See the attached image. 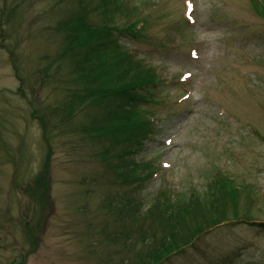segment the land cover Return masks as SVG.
Returning a JSON list of instances; mask_svg holds the SVG:
<instances>
[{
  "label": "rangeland",
  "instance_id": "rangeland-1",
  "mask_svg": "<svg viewBox=\"0 0 264 264\" xmlns=\"http://www.w3.org/2000/svg\"><path fill=\"white\" fill-rule=\"evenodd\" d=\"M87 2L101 23L100 0ZM132 5L146 8L144 35L115 34L161 80L142 91L150 101L137 99L157 120L129 158L157 172L123 182L101 159L105 137L84 129L103 106L79 100L71 115L67 105L72 88L94 84L74 71L81 55L63 52L59 21L78 14V0H0V264L133 258L142 243L127 255L125 238L110 235L121 226L108 198L131 191L142 207L160 189L204 192L219 173L240 185L239 216L230 213L161 264H264V15L252 0ZM126 13L117 12L120 28L136 19Z\"/></svg>",
  "mask_w": 264,
  "mask_h": 264
},
{
  "label": "trees",
  "instance_id": "trees-1",
  "mask_svg": "<svg viewBox=\"0 0 264 264\" xmlns=\"http://www.w3.org/2000/svg\"><path fill=\"white\" fill-rule=\"evenodd\" d=\"M87 1L78 0V14L68 15L59 21V27L65 31L64 54L81 55L74 61V71L82 81L92 80L94 83L80 89L72 88L75 97L67 103L70 107L68 112L74 114L77 106L80 107L79 100L85 102L90 99L86 103L89 106L102 105L103 113L84 129L87 132L97 130L99 134L96 138L105 137L106 141L100 144L104 147L100 154L111 172L122 176L123 182L141 180L157 171L151 168L147 173L141 172L145 164L129 156L152 134L157 119L154 115H147L137 99L150 101L152 96L142 91L155 87L161 78L157 69L138 59L120 41L115 31L127 32L136 38L144 35L149 23L146 14L140 16V12H145L146 8L130 6L131 0H100L96 6L103 7L99 15L102 19L100 23L90 17L91 8ZM252 1L264 15V0ZM119 11H126L127 17L135 16L136 19L120 28L115 23ZM105 100L113 101V105L109 102L107 108L101 104ZM45 132L47 136L48 130ZM113 158H116L114 163L110 161ZM43 171L40 176L44 178ZM215 178L204 192L194 189L175 195L166 188L160 189L153 200L142 207H134L131 191L108 198L107 209L117 214L116 227L121 226V230L110 235L125 238L122 243L128 247L127 255L134 245L142 243L140 252L134 251L133 258L123 256L116 264H161L209 228L229 219L230 213L239 216L240 185L234 182L232 176L219 173ZM40 179L36 184L41 185ZM43 196L45 198V194Z\"/></svg>",
  "mask_w": 264,
  "mask_h": 264
}]
</instances>
